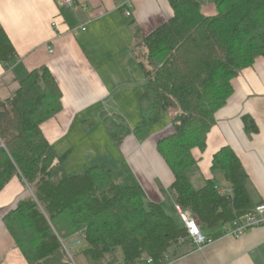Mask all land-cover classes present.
Masks as SVG:
<instances>
[{"label": "trees", "instance_id": "trees-1", "mask_svg": "<svg viewBox=\"0 0 264 264\" xmlns=\"http://www.w3.org/2000/svg\"><path fill=\"white\" fill-rule=\"evenodd\" d=\"M214 1L217 13L209 16L201 10L202 0H171V19L148 34L135 30L133 51L147 79L140 98L142 120L132 128L122 115H101L121 145L126 136L143 133L166 111L176 110L174 132L157 142L174 174V209L190 208L210 229L261 203L254 202L248 174L228 145L214 154L212 171L224 175L231 192L222 191L214 178L196 189L188 170L199 162L194 150L207 148L216 113L234 92V79L264 56V0ZM139 45L146 61L136 51ZM16 56L0 29V60L10 64ZM62 109L63 92L46 65L32 70L9 98L0 99V192L16 175L32 190L5 214L4 222L28 262L134 264L149 256L163 264L169 249L188 238L182 218L147 202L138 185L120 186L106 164L68 175L41 128ZM243 121L249 134L259 131L251 115ZM86 124L89 129L95 122ZM76 236L87 246L70 258L65 241Z\"/></svg>", "mask_w": 264, "mask_h": 264}, {"label": "crops", "instance_id": "crops-1", "mask_svg": "<svg viewBox=\"0 0 264 264\" xmlns=\"http://www.w3.org/2000/svg\"><path fill=\"white\" fill-rule=\"evenodd\" d=\"M65 1L0 0V29L7 33L17 55L10 64L0 60V99L14 94L32 70L48 66L63 92V109L41 128L65 172L73 176L85 169L77 170L81 164L88 169L106 164L120 186L138 185L147 202L159 203L179 218L171 189L174 174L154 138L167 126L158 127L157 123L151 126L156 129L148 137L151 127L126 136L119 145L101 118L106 112L122 115L132 128L140 124V98L147 79L133 51L135 30L148 34L171 19V0H133L131 17L121 8L124 0H74L70 6ZM201 10L215 15L217 5L214 0H202ZM81 26L86 30H80ZM233 86L227 104L216 113L207 148L204 152L194 150L199 159L194 178L189 171L196 166L188 175L195 188L214 178L222 191L231 192L224 175L217 180L215 173L220 171H212L214 154L228 145L248 174L254 202H264V56L244 69ZM244 115L253 117L257 133L246 131ZM91 120L95 124L87 129ZM127 165L131 179L122 184L116 173ZM30 191L16 175L0 192L1 264H30L4 222L5 214L29 197ZM195 220L214 241L198 246L188 237L169 249L163 264H264V225L235 237L226 234L223 225L210 229ZM180 222L185 225L182 219ZM67 243L72 256L87 246L80 236Z\"/></svg>", "mask_w": 264, "mask_h": 264}, {"label": "built area", "instance_id": "built-area-1", "mask_svg": "<svg viewBox=\"0 0 264 264\" xmlns=\"http://www.w3.org/2000/svg\"><path fill=\"white\" fill-rule=\"evenodd\" d=\"M67 5H74V0H66ZM121 8L124 9L125 16L131 17L133 12V0H124L121 4ZM56 23H53V26L56 27ZM80 30L85 31L86 26H81ZM51 52L54 49H50ZM179 210L180 217L185 222V226L187 228V237H191L193 241L198 246H203L210 244L214 241V239L200 228L199 224L192 216V210L190 208L184 209L180 206H176ZM264 225V202L259 203L252 211L238 217L232 222H228L223 224V228L226 234L233 235L235 237H239L242 235L247 229L255 226H263ZM184 239H182L183 241ZM134 264H155V261L152 257L143 256Z\"/></svg>", "mask_w": 264, "mask_h": 264}, {"label": "rangeland", "instance_id": "rangeland-1", "mask_svg": "<svg viewBox=\"0 0 264 264\" xmlns=\"http://www.w3.org/2000/svg\"><path fill=\"white\" fill-rule=\"evenodd\" d=\"M138 43H140L141 41L139 40V41H137ZM137 53H138V55H140L141 56V58L143 57V60L144 61H146V52H145V49L142 47V46H140L139 45V47H137ZM176 112V110L173 108V109H170V110H168V111H166L164 114H163V118H162V120L160 121V122H158V124L157 125H159L158 127H162L164 124H165V126H167V127H165L163 130H161L159 133H157L156 135H155V139H157L158 141L160 140V139H162L163 137H166V136H168V135H170V134H172L173 132H174V126H173V123H172V115L174 114ZM161 125V126H160ZM156 126H154L153 128L151 127L150 129H152V130H150L148 133H147V137L149 136V133L151 134V133H153L154 131H155V128ZM80 167H76L77 168V170H81V169H83V168H85L82 172H79V174H81V173H83V172H85L88 168L87 167H85L86 165H85V163L84 164H81V165H79ZM118 168V167H117ZM120 171H117V175L121 178V182H122V184H127V183H124V182H127L129 179H131L130 177H131V175H130V172H131V170H130V167H129V165H127V166H123L122 168H118ZM197 169V166L194 168V169H191L190 171H189V174H190V176L191 177H193L194 178V176H195V174H196V170ZM78 174V173H77ZM215 176H216V179L218 180V178H221L222 177V173L221 172H216L215 173ZM120 182V181H119ZM197 183H195V185H196ZM121 185V184H120ZM122 186H124V185H122ZM197 187L196 188H199L200 187V185H196ZM202 186V185H201ZM201 188V187H200ZM30 193L32 194V190L30 191ZM77 237V236H76ZM75 237V238H76ZM72 238H74V237H72ZM68 242V240H66L65 241V245H66V248L68 249V246L70 247V245H69V243H67ZM80 246H82V249L85 247V244H84V246L83 245H80ZM69 251V257L70 258H72L73 256H72V254L70 253V250H68ZM116 253H117V255H118V257L119 256H121L122 255V250H121V248H117L116 249ZM120 260H121V258H119Z\"/></svg>", "mask_w": 264, "mask_h": 264}]
</instances>
